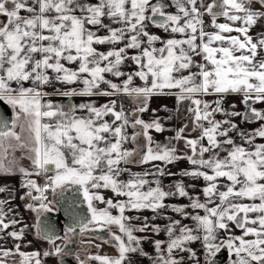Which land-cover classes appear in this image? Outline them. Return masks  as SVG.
<instances>
[{
  "label": "snow or ice",
  "instance_id": "obj_1",
  "mask_svg": "<svg viewBox=\"0 0 264 264\" xmlns=\"http://www.w3.org/2000/svg\"><path fill=\"white\" fill-rule=\"evenodd\" d=\"M256 2L264 7V0ZM252 3L0 0V102L12 109L11 120L0 116V181L20 177L25 191L19 199L30 201L25 208L37 213L38 237L51 246L42 254L25 253L17 243L15 252L0 249V264L16 255L19 264L69 255L67 244L77 233H95L116 249L115 256L87 257L99 264H137L136 257L150 264H216L223 250L230 264H264V143L256 142L264 140V109L254 106L264 104V32L250 34L264 23V11ZM228 95L241 96L245 111H235V104L226 109ZM120 96L133 99L135 111L118 107ZM153 96H174L177 111L188 102L189 123L166 142L150 132H164L172 116L153 110L145 121L139 115ZM73 97L89 99L76 104ZM93 97L110 99L99 104ZM160 110L170 111L166 105ZM235 117L261 123L245 131ZM127 143L135 147L125 148ZM25 159L29 167L20 163ZM182 161L190 167L171 170ZM133 163L151 167L132 172L125 165ZM40 176L42 185L34 178ZM172 177L178 179L163 182ZM194 181H203L200 194L190 191L197 188ZM6 192L9 199H0V239L22 241L27 225L17 230L22 222L9 206L15 189L0 183V194ZM48 193L55 203H67L70 222L63 237L39 219L53 210ZM77 194L87 216L77 211ZM180 199L187 203L169 202ZM145 211L152 215H140ZM233 227L241 234H233ZM161 233L166 239H154ZM196 243L202 260L192 247Z\"/></svg>",
  "mask_w": 264,
  "mask_h": 264
},
{
  "label": "crops",
  "instance_id": "obj_2",
  "mask_svg": "<svg viewBox=\"0 0 264 264\" xmlns=\"http://www.w3.org/2000/svg\"><path fill=\"white\" fill-rule=\"evenodd\" d=\"M264 11V10H262ZM206 20H210V17H205ZM220 22H223V18H220ZM152 32L158 34V35H161V36H164L165 34L163 32H161L160 30L158 29H155V28H152L151 29ZM260 32H264V23H260L258 26H255L251 31H250V34L253 35V36H256L257 33H260ZM235 34V33H233ZM99 48V50L101 51H104L106 50V46H97ZM199 59V58H197ZM135 66L133 65L132 66V69H134ZM132 69H125L126 71L128 70H132ZM109 79H113L114 82H118V81H115V78L113 77H108ZM134 83L136 85H142V82L136 78ZM52 89H48V91H51ZM216 97L214 96H207V97H203V99H206V100H209V101H212L214 100ZM51 99H53L54 101H57V102H67V98H64V97H51ZM89 98L87 97H73L72 98V102L76 103V104H79L81 102H84L86 100H88ZM91 99H94L96 100L99 104H103L105 103L108 99V97H93ZM132 102L133 104H135V107L133 110L131 111H127L125 110L126 112L128 113H131L133 111H135V109L137 108V104L133 101L132 99ZM120 104L123 105V101L120 99V98H117V106L119 107ZM232 104H235L236 105V108L234 109L235 111H238V112H243L245 111V108H244V105L241 103V96L239 95H228L224 101V107L226 109H230V105ZM166 105L167 108L170 110V111H163V110H160L161 109V106H164ZM140 106H143V105H140ZM257 109H264V104H256L254 105ZM187 107H188V102H185L183 105L180 106V110L177 111V105H176V100H175V97L174 96H153L150 101H149V106H148V111L145 112V113H142V114H139L141 116L142 119H144L145 121H149L153 118V110H157L156 111V115L160 116V117H167L169 115L172 116V119L171 120H168L165 122V128L166 130L162 133H156L155 131H151L150 134L153 136L154 140L155 141H159V142H166V138L168 137H172L174 135V130L183 126V124H186V123H189V113L187 112ZM231 110V109H230ZM217 119H222L223 117H221L220 115H217L216 117ZM108 119H111L110 117H108ZM131 119H135V116H132ZM234 122H236L239 127L245 131H249V130H252V129H255L259 126V123L261 122H256V123H241V118L240 117H235L234 118ZM17 131H19V128L16 129ZM139 130V129H137ZM133 129L132 128H128V133L129 135H131ZM193 136L197 135V133H192ZM237 143H240V137L238 136H235V134H233ZM140 142L143 143V139L142 137L140 138ZM257 143H264V140H261L259 138H257L256 140ZM181 148H183V141L180 142V145H179ZM125 148H133L135 147V145H133L132 143H127L124 145ZM9 155H11V153H9ZM17 156L20 155V152H17L16 153ZM134 159H139L138 157H135ZM21 164H23L24 167H29V161L28 160H21L20 161ZM155 163H159V162H155ZM125 167H128L132 172H140V171H143L145 168H149L151 167V165H138V164H128V165H125ZM171 167V170L172 171H177L179 169H183V168H188L190 167L186 161H182L180 162L178 165L176 166H170ZM123 179H127V174H125L123 177ZM172 179H178V177H172V178H164L163 182L165 184H168L170 182V180ZM19 181V182H18ZM0 183H10L14 189H15V199L12 200L11 204L9 205L10 207L16 209V212L18 213L17 215H15V218L20 220L22 223L21 224H18L16 227H17V230L22 227L23 225H27L28 222L27 220L24 218V215L22 214L21 210H20V207H19V204H18V196H16V187H19L20 186V177L19 176H16V177H13L11 178V180L9 181H0ZM193 183H196L197 184V188L195 190H190V191H194V194H200L199 192V188L200 186L203 184V181H194ZM201 198L202 197V194H201ZM0 199H9V193H2L0 194ZM170 203H180V204H184V203H187L186 200L184 199H180V200H173V201H169ZM128 215H133V213H127ZM140 215H143V216H151L152 213L150 212H143L141 213ZM168 215H175L173 213H168ZM29 221V220H28ZM155 223H158V224H164L166 223V221H163V220H157L155 221ZM25 232H28V230L25 229ZM233 234L235 235H240L241 232L240 230L238 229H235L233 227ZM138 235H143V234H140L138 233ZM0 236H3V233H0ZM251 237H249L250 239ZM154 239H166L165 235L163 233H161L159 236L157 237H154ZM20 243L21 244V248H20V251L22 252H25V253H30V252H33V251H39L41 253V250H40V246L35 242V240L33 239V237L27 233H25V236H24V239L22 241H14L12 238L10 237H5L4 239H0V249H10L12 251L15 250V247H14V244L15 243ZM193 248H196L198 250H200V253H201V260H202V249H201V246L199 243H196V244H193L192 245ZM144 249L149 252V253H153V249L151 247V245L149 243H145L144 244ZM185 256L187 254H184ZM136 261H137V264H150V261L147 260L146 258H141V257H136ZM13 260L12 259H7V264H12ZM51 264V263H49ZM54 264V263H53ZM227 264H230V259L228 260Z\"/></svg>",
  "mask_w": 264,
  "mask_h": 264
},
{
  "label": "flooded vegetation",
  "instance_id": "obj_3",
  "mask_svg": "<svg viewBox=\"0 0 264 264\" xmlns=\"http://www.w3.org/2000/svg\"><path fill=\"white\" fill-rule=\"evenodd\" d=\"M205 2H211V0H205ZM255 2H256V0H255ZM257 4H258L259 8H257L256 10H259V11L264 10V7H262L259 3H257ZM119 98L123 101V107H124L125 110L131 111V110L134 109L135 104H133L131 98H129L128 96H120ZM7 107L9 108L10 113H11V117H12V109L9 106H7ZM40 177H43V176H40ZM34 178L37 180V182L39 184L42 185L44 183V179H45L44 177L40 178L39 181H38L37 177H34ZM24 191L25 190L23 188H21L20 186L16 187V196H18V201H19L18 204L20 203L19 204L20 210H21L22 214L24 215V218L28 222L27 228H26V230H28V232H25V233L31 235L37 244H38V242L36 240L39 239L43 243H45V245L47 247L50 248L51 246L47 243L46 240L40 239L38 237V227H37L38 217H37V213L31 212V211H29V210H27L25 208V204L30 202V201H22V200L19 199V197L21 195H23ZM104 194H108L109 197L112 196V193H110V192H105ZM65 195H66V197L68 198L69 201L73 198L72 195L69 194V193H66ZM48 198H49V200L54 202L53 206H52L53 210L51 212L40 214V217L45 216L47 214H50L51 216H53V219L57 221V217L56 216L60 215V217L62 218V219H60V222L62 224H63V222L66 223V224H69V222H70L69 216H68V214L65 211V209L67 208V203L64 202V201H61L60 203H55V198L52 196L51 193H48ZM75 198L79 202V205H78V208H77L78 212H81L82 210H84V208L87 209V206L83 202L82 197H80L77 194ZM98 206L99 207H103V205H98ZM31 218L34 219L33 226L31 224V220H32ZM66 228L67 227H65V226L63 227V235L65 234V229ZM32 229L34 231L31 234V230ZM112 231L115 232V231H118V230L115 227H113ZM96 235L97 234H95V233H85L83 235L77 233L75 236L72 237L71 242H69L67 244L66 251L70 252L69 255L54 256L56 258L57 262L55 261V258H53L52 256H48V257H44V258L41 257L42 264H49V263H51V264H53V263L54 264H60V263H62V264H79L80 260L86 261V264H99V262L95 261V260L88 261L87 257L89 255L115 256L117 254L116 253V249L111 247L109 244L102 243V241L99 240V239H95ZM137 235H138V233H137ZM56 243L63 244L64 242H63V240H57ZM15 244H17V242ZM96 245H100V247L97 248ZM12 252H15V250L12 251ZM14 257H19V255H16ZM77 257H79V260L77 259ZM11 258H13V257H11ZM51 258H53V259L51 260ZM228 260H229V254L227 252V259L222 264H227Z\"/></svg>",
  "mask_w": 264,
  "mask_h": 264
},
{
  "label": "water",
  "instance_id": "obj_4",
  "mask_svg": "<svg viewBox=\"0 0 264 264\" xmlns=\"http://www.w3.org/2000/svg\"><path fill=\"white\" fill-rule=\"evenodd\" d=\"M0 116H4L7 119L11 120V113L9 108L3 104V102H0ZM81 211V210H80ZM81 213L85 216H87V209L84 208V210L81 211ZM57 221L53 219V216L50 214H47L45 216L40 217L39 219L47 224H50L54 227L55 229V234L57 236L63 237V227H67L68 224L64 223L63 224L60 222V215H57ZM66 224V225H65ZM227 259V250H223L220 254H218V257L216 258V264H222L224 261ZM62 264V263H60Z\"/></svg>",
  "mask_w": 264,
  "mask_h": 264
},
{
  "label": "rangeland",
  "instance_id": "obj_5",
  "mask_svg": "<svg viewBox=\"0 0 264 264\" xmlns=\"http://www.w3.org/2000/svg\"><path fill=\"white\" fill-rule=\"evenodd\" d=\"M251 7L253 8V9H257V8H259V6H258V4L255 2V0H253V3H252V5H251ZM40 178H43V177H37V179H38V181L40 180ZM106 197H109V195L108 194H104ZM32 220H31V224H32V226H33V222H34V219L33 218H31ZM33 228V227H32ZM33 229L31 230V234L33 233ZM37 242H38V244H39V246H40V250H41V254L45 251V250H50V248L49 247H47L46 245H45V243H43L41 240H36ZM58 244H60V243H58ZM42 258H44L43 256H41ZM53 258H55L54 256H52ZM53 258H51V260L53 259ZM8 259H12L13 260V262H12V264H19V262H20V257H13V258H8ZM81 259V258H80ZM55 261H56V258H55ZM57 262V261H56Z\"/></svg>",
  "mask_w": 264,
  "mask_h": 264
}]
</instances>
